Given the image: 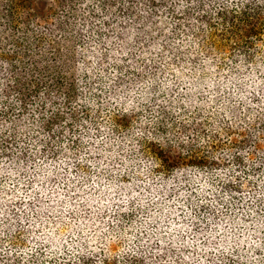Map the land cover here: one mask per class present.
Masks as SVG:
<instances>
[{"label": "clouds", "instance_id": "obj_1", "mask_svg": "<svg viewBox=\"0 0 264 264\" xmlns=\"http://www.w3.org/2000/svg\"><path fill=\"white\" fill-rule=\"evenodd\" d=\"M0 264H264V0H0Z\"/></svg>", "mask_w": 264, "mask_h": 264}]
</instances>
